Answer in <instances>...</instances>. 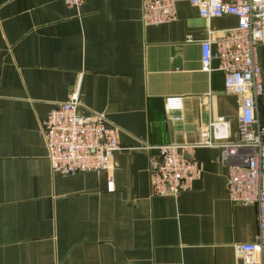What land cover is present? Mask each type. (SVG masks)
Masks as SVG:
<instances>
[{
	"label": "crops",
	"instance_id": "1",
	"mask_svg": "<svg viewBox=\"0 0 264 264\" xmlns=\"http://www.w3.org/2000/svg\"><path fill=\"white\" fill-rule=\"evenodd\" d=\"M236 24L187 3L146 25L142 0H0V264H264V247L235 251L256 242L257 208L230 201L218 148L193 150L191 188L150 194L157 145L194 144L213 118L235 139L241 98L200 44ZM257 63L264 91V36ZM74 94L120 148L106 170L55 175L42 122Z\"/></svg>",
	"mask_w": 264,
	"mask_h": 264
},
{
	"label": "built area",
	"instance_id": "2",
	"mask_svg": "<svg viewBox=\"0 0 264 264\" xmlns=\"http://www.w3.org/2000/svg\"><path fill=\"white\" fill-rule=\"evenodd\" d=\"M69 7L82 0H63ZM187 3L204 19L231 15L236 26L220 34L209 32L202 40L201 68L211 70L217 60L223 73V91L241 98L234 140L229 139V125L224 119H211L194 144L164 143L156 146L158 158L150 166V194L176 196L191 188L200 174L193 157L198 147H215L227 168L229 199L233 203L253 204L257 208V240L237 244V254L254 255L264 247V99L257 48L264 36V0H142V22L159 25L175 18L176 5ZM47 159L58 175L99 172L111 165L118 150V131L98 114L79 112L74 94L50 110L42 122ZM111 190L112 183L108 182Z\"/></svg>",
	"mask_w": 264,
	"mask_h": 264
},
{
	"label": "rangeland",
	"instance_id": "3",
	"mask_svg": "<svg viewBox=\"0 0 264 264\" xmlns=\"http://www.w3.org/2000/svg\"><path fill=\"white\" fill-rule=\"evenodd\" d=\"M56 175V174H55Z\"/></svg>",
	"mask_w": 264,
	"mask_h": 264
}]
</instances>
